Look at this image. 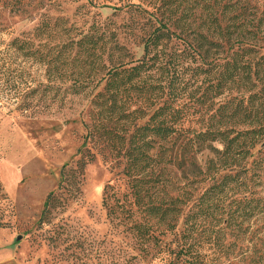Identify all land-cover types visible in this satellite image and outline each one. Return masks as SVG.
Instances as JSON below:
<instances>
[{
	"label": "trees",
	"instance_id": "16d2710c",
	"mask_svg": "<svg viewBox=\"0 0 264 264\" xmlns=\"http://www.w3.org/2000/svg\"><path fill=\"white\" fill-rule=\"evenodd\" d=\"M118 1L113 8H125L122 24L106 17L81 28L62 16L40 13L42 0H27L31 8L15 0L11 8L15 14L26 17L36 11L39 19L31 30L12 37L5 51L35 60L46 75L45 83L27 85L23 96L15 91L20 98L15 109L32 110L39 90L43 94L65 82L71 94H79L102 75L103 85L90 100L96 132L109 144L114 139L121 143L118 146L115 140L111 148L124 158L132 196L145 214L169 230L176 229L182 218L186 201L170 194L178 185L169 177V166L181 172L191 189L206 184L197 211L183 216L185 226L175 254L183 260L179 264H208L193 237L199 213L212 205L206 200L229 191L234 196L226 204L234 203L232 208H224L212 229L213 240L226 254L232 244L222 241L232 228L238 241L244 238L238 220L264 211V195L258 192L264 178V0ZM132 42L141 47L139 57L128 47ZM176 42H183L192 55H214V60L223 55L225 63L207 89L210 96L240 85L249 92L247 98L237 101L233 96L217 107L212 103L205 113L191 111L193 105L183 101L165 54ZM4 69L9 72V64H3L1 72ZM207 93L200 98L205 100ZM198 153H205L206 159L201 161ZM134 227L147 232L138 223ZM250 261L264 264V249L256 247Z\"/></svg>",
	"mask_w": 264,
	"mask_h": 264
},
{
	"label": "rangeland",
	"instance_id": "374dc122",
	"mask_svg": "<svg viewBox=\"0 0 264 264\" xmlns=\"http://www.w3.org/2000/svg\"><path fill=\"white\" fill-rule=\"evenodd\" d=\"M14 2L0 0V23L4 27L0 32V264L181 263L183 260L176 259L175 247L182 238V219L187 212L197 211L206 184L199 183L191 189L181 172L169 166V177L176 179L178 185L170 194L186 201L182 218L176 229L169 230L145 214L132 196L123 171L124 158L111 148L116 139L109 144L104 135L96 132V115L90 100L103 85L102 75L95 76L79 94H71L65 82L43 94L39 90L32 110L15 109L19 94L23 96L27 85L45 83L46 75L45 67L35 60L5 51L12 37L31 30L39 19L36 11L26 17L15 14L11 10ZM23 2L31 8L27 0ZM41 3L40 13L62 16L81 28L106 17L122 24L126 15L125 8L114 10L113 5H120L118 0ZM128 47L136 57L142 54L134 42ZM165 54L183 101L193 105L191 111L205 113L212 103L217 107L230 97L236 96L240 101L249 95L240 85L214 98L207 93L213 76L225 63L222 54L218 60L212 59L214 55H192L183 42L170 43ZM3 64H9V72H1ZM204 93L205 100L200 98ZM198 156L201 161L206 159L205 153ZM156 192L161 193L159 188ZM258 192L264 195V178ZM231 193L206 200V205H212L196 219L199 227L193 234L194 247L208 264H253L250 256L254 249H264V211L239 218L244 238L238 241L232 228L222 241L223 245L232 244L227 254L218 247L219 241L213 240L212 229L222 219L224 208L234 204L226 205L234 198ZM134 223L146 229V234Z\"/></svg>",
	"mask_w": 264,
	"mask_h": 264
}]
</instances>
